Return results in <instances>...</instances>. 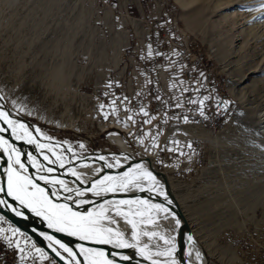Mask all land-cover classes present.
I'll return each instance as SVG.
<instances>
[{
	"label": "rangeland",
	"instance_id": "obj_1",
	"mask_svg": "<svg viewBox=\"0 0 264 264\" xmlns=\"http://www.w3.org/2000/svg\"><path fill=\"white\" fill-rule=\"evenodd\" d=\"M232 1L0 0V49L5 63L21 72L13 79L16 83L23 79L14 87L20 89V97L39 94L50 75L62 70L67 93L60 101L63 106L70 98L77 103L80 131L52 129L53 138L71 144L81 155L104 149L114 153L117 149L109 144L108 134L115 132L137 158L154 154L160 170L173 168L167 177L177 185L191 230L209 250L210 263L264 264V82L257 83L255 95H244L253 90L252 80L263 79L264 74L237 82L264 58V20L258 19L264 12L239 6L225 9ZM235 1L258 4L252 8L262 2ZM231 12L239 17L225 18ZM9 36L12 49H18L7 57L10 43H4ZM149 44L152 57L147 56ZM22 56L26 65L21 70ZM28 68L44 74L31 79L25 75ZM206 95L212 98L201 116L198 105L189 101ZM113 100L120 119L134 115L135 123L129 121L125 127L117 122L110 112ZM219 101L230 102L227 109L217 107ZM178 102L183 106L175 107ZM100 105L105 106L103 111ZM141 105L156 117L152 124L143 123L147 117L138 114ZM125 107L132 111L125 112ZM104 112H110L107 120ZM185 115L188 123L183 122ZM108 125L114 127L106 131ZM198 128L208 130L215 143L192 137ZM157 131L162 135L159 148L153 150L151 137L144 133ZM174 139L179 146L171 143ZM187 142L194 154L185 147ZM181 150L186 155H180ZM3 218L0 228L9 224L17 228ZM19 231L21 246L32 252L25 264H58ZM33 243L47 259L40 258ZM0 264H19L16 250L2 239Z\"/></svg>",
	"mask_w": 264,
	"mask_h": 264
},
{
	"label": "snow or ice",
	"instance_id": "obj_2",
	"mask_svg": "<svg viewBox=\"0 0 264 264\" xmlns=\"http://www.w3.org/2000/svg\"><path fill=\"white\" fill-rule=\"evenodd\" d=\"M239 7L244 8L247 11H261L264 12V0L260 3L258 8H252L250 6L241 5ZM260 20H264V15L258 17ZM160 55V53H156ZM180 55V53H175ZM148 57L153 56V50L151 44L148 45ZM143 58V57H142ZM203 77V73H201ZM180 83H183L182 81ZM176 85L173 84V87ZM111 87V85H109ZM198 91V89H193ZM188 91V89H183ZM211 96H204L202 99H192L189 103L198 105L200 109V115L204 116L205 102L211 99ZM127 97L124 100L127 101ZM157 99H160L157 96ZM4 95L0 93V132H7L11 130L12 135L16 140L26 141L28 144L34 145L40 150L43 161L42 163L35 155L28 154L27 161H22L24 153L20 151L14 144L10 143L3 136H0V151L7 156V167L4 169L6 175V184L0 181V194H6L12 201H16L22 207L29 212L34 213L38 217H42L47 221V226L50 229H54L56 232L66 233L69 236L78 237L79 240L84 242H91L97 246H111L115 251L108 252L104 247L90 248L84 244L79 246V253L74 252L67 244L62 243L59 239L52 235L41 233L46 240H48L49 248L61 259L64 257L61 254V249L64 253H67L68 264H82L77 256L83 257V264H122V262H130L132 257L125 254V250L133 249L137 255L142 257L149 264H181L176 258L177 253V236H169L158 231L147 230L149 226H155L157 224V217L162 212L165 219H172L174 221V227L172 231H176L181 227V220L171 210L170 207H166L162 204L152 203L148 199H122V200H105L99 203L92 200L91 196L100 198L108 193L117 192H129L132 190L137 191H155L157 195L162 196L168 203L172 204L169 199L164 186L157 180L153 171L149 169L145 162L136 164L135 166H129L127 171H124L120 175L111 176L105 175L98 180H94L90 186L81 187L80 185L85 183L84 177L86 173L78 172L74 167L67 169L68 173L75 177L73 184L78 181L74 187H70L64 179L59 176L52 175L55 173V167H49L48 164L58 165L61 169L65 168L66 162L71 164L74 160L78 159L77 154L72 152L69 147L66 151L72 152L71 157L57 152V148L61 147L57 142L53 141V138L41 133L43 139L48 143H40L37 136L30 130L29 125L22 122L19 119H14L12 114L6 110V106L2 101ZM230 102L219 101L217 107L221 105L227 109ZM11 104L16 113L27 112L29 115L31 112L27 109L24 103H17L16 100H12ZM115 100L112 101V107L110 112L114 113L117 122L128 126L129 121L135 123L134 115H129L126 120H121L119 117V109L115 106ZM183 105L177 103L175 107L180 108ZM100 110L103 111L104 105H100ZM125 112H131L132 109L125 107ZM110 112H104V119L107 120ZM144 117H147L143 121L145 124H152L156 119L155 116L150 113L141 105L139 113ZM179 120L180 117H173ZM167 123V118L164 121ZM183 122L188 123L189 118L187 115L183 117ZM6 126V127H5ZM36 133H40V129H35ZM118 133H112L117 135ZM162 132L157 131L156 135H152L151 132L144 133V136L151 137V147L153 150L159 148V136ZM139 143L144 144V139L140 138ZM172 144L179 146L180 141L172 140ZM81 149L85 148L84 144H80ZM185 147L192 151L194 154L193 145L191 142H187ZM147 151V149H145ZM170 151H176L177 148L167 149ZM180 155H186L182 150ZM115 163H109L108 157L104 155L98 156V160L104 162V167L113 168L115 166L123 167L120 164L119 158H113ZM128 159L127 156L124 157ZM163 163V161H160ZM29 165L32 169H35L39 175L33 177L29 172ZM81 167H87L88 165L81 163ZM103 169H95V172L99 174ZM37 180L43 181L45 185H51V189L41 187ZM63 200L64 203H59V200ZM94 204L95 207L88 209V205ZM0 206H6L10 211L15 213L16 216H23L24 212L17 209L8 200L0 198ZM75 206V207H74ZM77 209H83L82 211ZM120 218V219H118ZM4 220L0 217V222ZM120 220H122L127 226L128 230H121L119 227ZM19 229L12 227L9 224L7 229L0 228V239L7 243L9 248H14L18 254L19 264H25L26 259L32 255L31 250H26L21 246V241L17 239L18 236H22ZM147 237L149 243H143V238ZM163 241V247L158 243H151L154 239ZM188 241L194 247L196 241L193 236L187 237ZM27 244V239H25ZM32 248L36 253L40 254L41 259H47V253L36 247L35 243L32 244ZM189 256L193 255L192 250L188 252ZM197 260H201V253L195 252ZM163 258V259H161Z\"/></svg>",
	"mask_w": 264,
	"mask_h": 264
},
{
	"label": "bare ground",
	"instance_id": "obj_3",
	"mask_svg": "<svg viewBox=\"0 0 264 264\" xmlns=\"http://www.w3.org/2000/svg\"><path fill=\"white\" fill-rule=\"evenodd\" d=\"M242 2L243 3L234 0L229 5H227L225 7V9L232 10V8H235V7L241 6V5H246V6H250V7L258 5V4H255V5L249 4L251 1L249 3H244L245 1H242ZM225 16H226L225 18H229V19H234L236 17H239V15L235 12H231L230 14L225 15ZM10 41L11 40H10V36H9L7 39L5 38L4 44L5 45L9 44ZM11 45L12 44L10 43L9 46H6L8 48L5 50L7 57H9L8 56L9 53L15 52V50L18 49V46H13L14 49H12ZM1 49H0V93H2L4 95V100L2 101V103L5 104L6 110H8L12 114L13 118L19 119L22 122L28 124L30 130L33 131V134L35 136H37L40 143H48L47 140L42 138L41 133L52 137L50 135V132H49L52 129H55L57 131H65V132L69 131V130L79 132L80 129L77 125V119H79V117L76 116V113L74 111L75 110L74 108H77V106H76L77 103L76 104L73 103L72 99L70 98L68 101V104L64 103L66 106L65 105L63 106L62 101H60V99L63 97L62 94L64 92L67 93L66 92L67 85L64 81V75H63L62 70L59 69L58 75L56 74L57 73V71H56L55 74L57 76H51L50 75V78L47 79L48 83L45 80L44 83H47V84H45L46 86L39 88L40 89L39 94H37V95L32 94L33 96L29 95L26 97L22 96V97H24V98H22V97H20L21 95H19L20 89L18 90L16 88L17 91H14V87L17 83L18 84L21 83L23 81V79L22 78H21L22 80L19 79L20 82H17V83L15 82L16 79L13 80L14 78H17V77L20 78L19 76H20L21 72H18V71H20V70H18V68H14V67L10 68L8 66L10 63H5L4 55L1 56L3 54V51ZM16 64H18V62ZM20 64H21L20 68L22 70V67L24 68L26 65L25 56H22ZM15 67H19V66L15 65ZM263 67H264V58L261 60L260 64L258 66H256L249 73L248 77H246V75L245 76L241 75L240 79L237 81L238 84H243L246 80L251 79L252 78L251 76L256 75L258 73L264 74V68ZM35 68H36V65H35ZM35 68H33L31 70L32 72L29 71L30 68L25 70V75L30 74L31 79L32 78L36 79V77H38V75H40L39 73H41V72L37 71V73H34V70H36ZM43 74H44V72L41 73V76H43ZM40 78H42V77H40ZM16 81H18V80H16ZM26 81L28 82V80H26ZM32 81L34 84L35 83L34 80H32ZM260 81L264 82V78L259 79V80L258 79L252 80L251 86L253 87V90L252 91L247 90L244 95L246 96V94H248V93L255 95L254 88L257 85V83H259ZM40 83L44 84L43 82H40ZM29 84H31V83L29 82ZM19 85H18V88H19ZM21 88H22V86H21ZM249 88H251V87L249 86ZM245 89H248V87L247 86L244 87L241 94L244 93ZM72 91L74 92L75 96H80V95H77L75 93V90H72ZM27 93H29V92H27ZM22 95H23V93H22ZM12 100H16L18 104L24 103L27 106V109L31 112V114L29 115L27 112H21V113L17 114L15 109L13 108V106L11 104ZM240 101H241V103L243 101L245 102V100L242 96L240 97ZM261 124H264V122H262ZM108 126L105 128L106 131L108 129H111L114 127L113 125H111L109 127ZM36 128L40 129V133L35 132ZM192 135H193L192 137L200 138L205 142L215 143V141H216L215 140L216 138H213L211 136L210 132L204 128H202V129L198 128L195 131V133ZM0 136H3L10 143L14 144L18 149H20V151L22 153H24V155L21 158L24 163H26V164L28 163L27 156H28V154H32V155H35L37 157V159H39L42 163L47 164V162L43 161V158H42V155H41L39 149H37L34 145L28 144L26 141L16 140L15 137L12 135L11 130H9L7 132H0ZM108 140H109L110 145L116 147V149H117L116 152L113 153L111 149H104V150H99L97 152H94V153H91L88 155H81L74 147L71 146V144L65 143L61 140H58L57 138H53L54 142H57L59 145H61V147L57 148V152H59L62 155H65L66 157H69V158L71 157L72 152H75L77 154L78 159L74 160L71 164H68L66 162L65 168H63V169H61L58 165L48 164L47 166L55 167L56 171L52 175L59 176L60 178L64 179L65 182L70 187L76 186V184H79V182L77 181L76 184H73L75 177H73L71 174L68 173L67 169L69 167H74L76 169V171H78V172L86 173V176L84 177L85 183L80 185V186L81 187H88V186H90V184L94 180H98L105 175H111V176L120 175L124 171H127L129 166H135L138 163L145 162L146 165L149 167V169L151 171H153L154 175L157 177V180H159L160 183L164 186V190L166 191L169 199L172 201L171 205H168L167 201L162 196L157 195L155 191H151V192L143 191V192H141V191H137V190H132V191H129L126 193L125 192L108 193V194H106L100 198L91 196V194H89V197L92 200H95L99 203H102L105 200L116 201V200H122V199L126 200V199L140 198V199H148L152 203H155V204H162V205H165L166 207H170L172 212L177 217H179L181 220L180 229H178L176 231H172V229L174 227V221L170 218L165 219L164 213L161 212L159 214V216L157 217V224L155 226H149L147 230L158 231V232H161V233L169 235V236H173V235L177 236L178 249H177V253H176V258L181 262V264H211L209 259H208L209 253H207L209 250L204 249L202 247L201 243L197 239L196 234L191 230L190 222L188 220L189 217L186 216V213H185L186 210L184 209V204H183L181 198L178 196L177 185L174 182H172V179L167 177V174L173 168L172 167H166V168L160 170L154 164V154H151V155L145 154L141 158H137V156L135 155L134 149L131 148L129 145H127L126 142L123 140V138L119 134H117V135H112V133L108 134ZM69 147L71 148L72 152L66 151ZM100 155H104V156L108 157L109 163H115V161L113 159L114 157L119 158L120 164L123 165V167H119V166H115L113 168L104 167V162L98 160V156H100ZM125 156L128 157L127 160L124 159ZM81 163L86 164L88 166L87 167H81L80 166ZM6 167H7V156L2 151H0V181L5 182V184H6V175H5L4 169ZM98 168L103 169L101 172H99V174H97L95 172V169H98ZM29 172L33 175L34 178L39 175V173H37V171L35 169H32L30 165H29ZM37 183H39L41 185V187L51 189V185H45L43 181L37 180ZM0 198L8 200V202L10 204H12L14 207L19 208V210H23L26 219L30 222L33 229L41 236V238L44 240V242L48 245L50 242L48 240H46L44 238V236L41 235V233L54 236L55 238L59 239L62 243L67 244L69 247H71L73 249L74 252H77V253H79V246L81 244H84L86 247H90V248L104 247V248H106V250L108 252L115 251V249H113L111 246H97L91 242L81 241V240H79L78 237L69 236L66 233L56 232L54 229H50L47 226V221L45 219H43L42 217L36 216L34 213L29 212L27 209H22V207L19 205L18 202L12 201L10 197L6 196V194H0ZM58 202L64 203V201L62 199L59 200ZM87 207L89 210H91V208L95 207V205L90 204ZM77 210L82 211L83 209H77ZM8 214H10V213H6L5 210L0 208V215L2 217H5L7 220H9L7 217ZM118 219H120V218H118ZM119 227L121 230H125V231L128 230V226L122 220H120ZM189 235L193 236L194 240L196 241V245L194 247L191 245V243L187 239V237ZM142 242L143 243H149L147 237L143 238ZM151 243H153V244L158 243L161 247L164 246L163 241L158 240V238L154 239ZM190 249L193 252L192 256L188 255V252ZM60 251H61V254L64 257V259H61V257H59L57 255H55V256L57 258H59L64 264H68V259H70V257H68L67 253H64L62 249ZM196 251H199L201 253V260L196 259V257H195ZM47 253L49 254V252H47ZM125 254L131 256L132 260L130 262H122V264H149V262L145 261L142 257L137 255L136 251L133 249L125 250ZM77 259H80L82 264H83V257L82 256H77ZM161 259H163V258H161ZM55 261L59 264V262L57 260H55Z\"/></svg>",
	"mask_w": 264,
	"mask_h": 264
},
{
	"label": "water",
	"instance_id": "obj_4",
	"mask_svg": "<svg viewBox=\"0 0 264 264\" xmlns=\"http://www.w3.org/2000/svg\"><path fill=\"white\" fill-rule=\"evenodd\" d=\"M1 209L5 210L6 213H10L8 214V219L15 225L17 226L22 232H24L29 238H31L32 240H34L39 246H41L42 248H44L47 252H49V254L59 262V264H64L59 258H57L54 254L55 252H53L51 250V248H49V245L46 244L44 242V240L41 238V236L33 229V227L31 226L30 222L26 219L25 215L23 216H16L15 213H13L12 211L9 210L8 207L6 206H0ZM19 209V208H17ZM23 211V210H22ZM24 212V211H23Z\"/></svg>",
	"mask_w": 264,
	"mask_h": 264
}]
</instances>
